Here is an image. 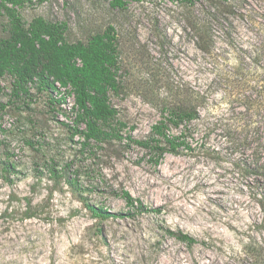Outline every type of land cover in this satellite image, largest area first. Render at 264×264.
<instances>
[{
	"label": "rangeland",
	"instance_id": "obj_1",
	"mask_svg": "<svg viewBox=\"0 0 264 264\" xmlns=\"http://www.w3.org/2000/svg\"><path fill=\"white\" fill-rule=\"evenodd\" d=\"M2 5L0 0V39L8 33ZM203 7L167 0L129 2L123 11L112 9L110 0H23L16 7L27 23L38 17L65 23L71 43L116 29L119 89L110 102L117 121L127 125L125 136L147 138L163 106L194 90L206 92L211 112L201 109V120L193 123V152L167 154L155 165L136 145L83 148L84 139L67 126L74 127L75 119L70 89L33 87L17 98L6 77L0 95V264H264V186L244 170L249 157L222 136L220 119L240 105L224 99L233 60L197 47L194 24L203 21ZM232 16L234 37L256 41L247 23ZM212 33L218 55L225 38L218 26ZM69 179L77 180L75 187ZM124 190L160 211L136 213L121 198ZM27 198L37 217L26 219ZM86 203L117 216L94 218ZM169 230L199 242L188 246Z\"/></svg>",
	"mask_w": 264,
	"mask_h": 264
},
{
	"label": "trees",
	"instance_id": "obj_2",
	"mask_svg": "<svg viewBox=\"0 0 264 264\" xmlns=\"http://www.w3.org/2000/svg\"><path fill=\"white\" fill-rule=\"evenodd\" d=\"M138 1L110 0V7L123 11L129 2ZM167 1L197 2L204 6L206 14L203 21L198 20L194 24L197 47L213 58L218 56L224 58L225 62L233 60L234 64L229 62L227 70L224 83L227 94L224 99L229 103L238 102L240 106L237 109L240 111L236 112L233 108V113L226 119H220V130L235 150L243 157H249L243 165L244 170L256 175L258 182L264 186V0ZM22 2L3 0L8 33L0 39V95L4 91L2 83L6 77L12 79L11 96L17 98L30 95L33 87L40 92L56 93H61L60 88L66 91L70 89L74 96L72 113L75 119L74 127L67 126L74 130V135L84 139L81 143L83 148L92 143L101 145L113 141L125 143L126 147L136 145L147 152L146 157L155 165H159L167 154L178 155L183 151L195 150L189 141L195 134L193 123L201 120V109L210 111V99L205 91L194 90L186 93L178 104H165L162 119L152 127L147 138L138 140L132 133L125 136L122 132L127 125L117 121L118 111L110 102V94L119 89L120 56L116 29L109 26L104 32L93 35L87 43H71L66 38L68 27L65 23L49 22L42 17L30 23L25 22L16 9ZM232 15L241 17L247 23L256 41L234 37L236 19ZM216 26L222 29L226 44V49L218 55L214 51L212 33ZM229 88L231 90L228 93ZM0 108L5 109V105L0 103ZM82 124L85 129L80 130ZM4 130L0 125V132ZM10 166L13 168V164ZM76 181L69 179L68 182L75 187ZM119 194L127 207L136 213L160 211L159 208L149 209L129 191L124 190ZM261 196L259 204L263 219L259 228L264 235V192ZM26 201V219L37 217L32 209V201L28 198ZM86 207L94 218L107 220L117 216L90 203H86ZM168 232L188 246L199 242L182 231Z\"/></svg>",
	"mask_w": 264,
	"mask_h": 264
}]
</instances>
